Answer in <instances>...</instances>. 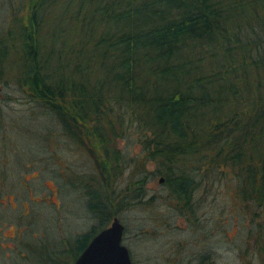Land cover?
Listing matches in <instances>:
<instances>
[{
    "label": "trees",
    "instance_id": "16d2710c",
    "mask_svg": "<svg viewBox=\"0 0 264 264\" xmlns=\"http://www.w3.org/2000/svg\"><path fill=\"white\" fill-rule=\"evenodd\" d=\"M21 1L0 34V51L16 55L0 65V86L8 71L93 157L107 188L134 126L178 205L198 189L195 171L220 174L264 232V0ZM88 194L100 222L81 253L115 216Z\"/></svg>",
    "mask_w": 264,
    "mask_h": 264
},
{
    "label": "rangeland",
    "instance_id": "374dc122",
    "mask_svg": "<svg viewBox=\"0 0 264 264\" xmlns=\"http://www.w3.org/2000/svg\"><path fill=\"white\" fill-rule=\"evenodd\" d=\"M21 10V0H0V34ZM0 57L1 65L16 55L2 49ZM12 77L5 71L0 94V264L76 261L84 235L100 222L89 210L90 190L93 210L115 208L133 264H199L202 257L208 264H264L262 218L242 206L235 180L195 171L198 189L188 206L178 205L155 163L143 161L132 126L117 143L124 169L107 188L93 157L73 147L56 116L19 92Z\"/></svg>",
    "mask_w": 264,
    "mask_h": 264
},
{
    "label": "water",
    "instance_id": "95a60500",
    "mask_svg": "<svg viewBox=\"0 0 264 264\" xmlns=\"http://www.w3.org/2000/svg\"><path fill=\"white\" fill-rule=\"evenodd\" d=\"M124 231L123 224L115 218L110 227L91 240L74 264H132L130 252L123 245Z\"/></svg>",
    "mask_w": 264,
    "mask_h": 264
},
{
    "label": "flooded vegetation",
    "instance_id": "af4514ba",
    "mask_svg": "<svg viewBox=\"0 0 264 264\" xmlns=\"http://www.w3.org/2000/svg\"><path fill=\"white\" fill-rule=\"evenodd\" d=\"M73 147H75L76 149H78V147H76V145H73ZM79 150V149H78ZM92 157V156H91ZM109 211H111V212H113V213H115V216H112L111 218H112V221H114V219L115 218H118L119 220H120V218H119V215H116V211H112L111 209L109 210ZM121 222V221H120ZM113 223V222H112ZM122 223V222H121ZM124 226V225H123ZM110 227V226H109ZM125 227V226H124ZM124 235H125V231H124ZM124 238V237H123ZM24 258H25V256H24ZM132 264H133V262H132ZM199 264H208L207 262H206V257H202V259H201V261H200V263Z\"/></svg>",
    "mask_w": 264,
    "mask_h": 264
}]
</instances>
